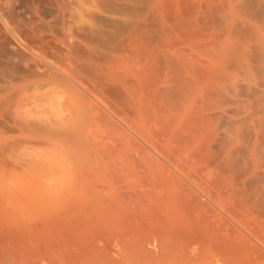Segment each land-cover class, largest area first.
<instances>
[{
  "label": "bare ground",
  "instance_id": "obj_1",
  "mask_svg": "<svg viewBox=\"0 0 264 264\" xmlns=\"http://www.w3.org/2000/svg\"><path fill=\"white\" fill-rule=\"evenodd\" d=\"M0 264H264V0H0Z\"/></svg>",
  "mask_w": 264,
  "mask_h": 264
}]
</instances>
